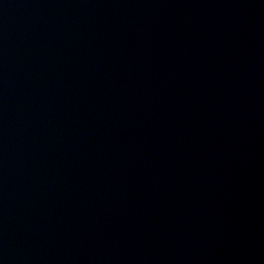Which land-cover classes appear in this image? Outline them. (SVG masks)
Here are the masks:
<instances>
[{"label":"water","instance_id":"1","mask_svg":"<svg viewBox=\"0 0 264 264\" xmlns=\"http://www.w3.org/2000/svg\"><path fill=\"white\" fill-rule=\"evenodd\" d=\"M0 264H264V0H0Z\"/></svg>","mask_w":264,"mask_h":264}]
</instances>
